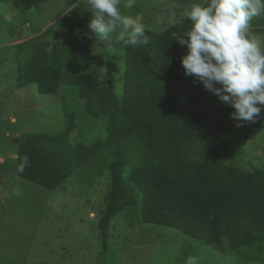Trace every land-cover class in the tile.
<instances>
[{"label": "trees", "instance_id": "1", "mask_svg": "<svg viewBox=\"0 0 264 264\" xmlns=\"http://www.w3.org/2000/svg\"><path fill=\"white\" fill-rule=\"evenodd\" d=\"M46 1L12 3L31 9ZM190 27L184 18L163 32L145 30L147 44L123 45L122 100L112 82L99 86L80 30L62 49L40 48L19 77L21 87L37 84L40 94L54 95L70 76L85 117L95 120L91 125L106 118L104 138L91 144L71 142L79 119L73 111H65V132L21 134L16 167L19 177L53 190L83 167L98 170L102 154L112 156L101 218L104 245L109 222L119 214L132 227H170L214 249L264 242V166L245 172L224 163L261 127L260 119L237 127L230 116L235 109L185 75L181 57L187 49L177 40Z\"/></svg>", "mask_w": 264, "mask_h": 264}, {"label": "rangeland", "instance_id": "2", "mask_svg": "<svg viewBox=\"0 0 264 264\" xmlns=\"http://www.w3.org/2000/svg\"><path fill=\"white\" fill-rule=\"evenodd\" d=\"M206 2L134 0L128 8V0H121V12L138 18L145 30L159 33L184 19V10L191 4ZM87 7L88 0H49L31 9H17L12 0H0V264H188L189 260L264 264V242L238 250L226 244L214 249L170 227L148 223L132 227L125 214L110 220L104 245L101 218L111 187L112 156L108 154L101 155L98 170L83 167L53 190L18 176L20 135L65 132L66 112L79 114L78 127L70 134L72 143L91 144L106 133L105 117L94 125L95 120L85 117L84 101L71 88L70 76L62 79L54 95L40 94L37 84L20 86L19 77L40 48L48 53L62 49L69 45L68 35L80 30L99 86L112 82L115 94L123 99L127 54L123 43L116 41L120 29L111 35L115 51L109 52L90 32L93 14ZM263 22L264 13L249 26L262 42ZM261 107V127L236 155L225 160L227 166L245 172L264 166Z\"/></svg>", "mask_w": 264, "mask_h": 264}, {"label": "clouds", "instance_id": "3", "mask_svg": "<svg viewBox=\"0 0 264 264\" xmlns=\"http://www.w3.org/2000/svg\"><path fill=\"white\" fill-rule=\"evenodd\" d=\"M133 2L128 0L126 7L131 8ZM87 9L93 14L88 25L91 34L109 52L115 51L111 35L117 29L116 41L124 46L148 43L144 24L122 14L121 0H88ZM262 13L264 0L193 3L184 10L191 27L177 40L187 49L181 57L185 75L233 107L230 116L237 127L255 121L264 106V42L249 31L251 20ZM171 22L175 23L174 16Z\"/></svg>", "mask_w": 264, "mask_h": 264}]
</instances>
